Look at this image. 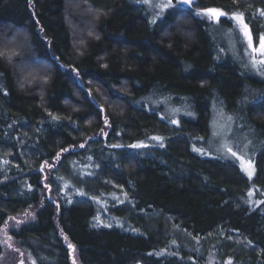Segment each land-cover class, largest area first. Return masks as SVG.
I'll list each match as a JSON object with an SVG mask.
<instances>
[{"label": "trees", "instance_id": "trees-1", "mask_svg": "<svg viewBox=\"0 0 264 264\" xmlns=\"http://www.w3.org/2000/svg\"><path fill=\"white\" fill-rule=\"evenodd\" d=\"M194 3L264 34V0ZM187 11L151 23L140 0H0V39L27 37L37 74L0 59V228L34 209L12 230L31 264H264V75L223 54L214 28L230 19ZM215 112L252 178L210 148Z\"/></svg>", "mask_w": 264, "mask_h": 264}, {"label": "rangeland", "instance_id": "rangeland-1", "mask_svg": "<svg viewBox=\"0 0 264 264\" xmlns=\"http://www.w3.org/2000/svg\"><path fill=\"white\" fill-rule=\"evenodd\" d=\"M152 2H153V4H155V3H159L160 0H152ZM173 3H175V0H173ZM68 5H69V10L67 11V13L72 12L73 14H76V15L78 14L81 17L87 16L88 18L90 16L92 19H90V18L89 19L94 21L92 11L89 10L88 8H86V10L78 12L79 7H77V9H75V8H73L74 6H71V3H68ZM146 7H147V10L149 11L151 17H153L154 13L158 12V9H156L154 7H149L148 5H146ZM182 8H184V7L183 6H177V8H175V9H182ZM175 9H173V10H175ZM167 10H165V11H167ZM232 22H233V29L232 30L223 31L220 28H214V32L216 33V36L218 33L217 39L219 38V42L223 45L221 48L223 54L227 53V55H229L234 61L238 62L239 64H241L242 66L245 67L244 58H242V57L245 56L244 54H245V50L247 49V43H246V40L244 39V37L240 34L239 29H238L235 21H232ZM69 26H70L71 30L74 32L73 36L76 35L78 37H82L83 34L88 33V31H87V27L89 26L88 24H84L80 27L77 26V29H76L74 27V24H72V22L69 21ZM14 37L22 38L21 35L15 34V32H13L12 37L9 38V40L14 38ZM4 39L7 40V37L5 36ZM253 41H254V39H253ZM258 43H259V39L257 42L254 41V46L258 45ZM241 49H242V51H241ZM256 55H258V54H256ZM248 65H249V68L247 67L248 69L254 70L251 67L250 61H248ZM38 69H37V71H39L40 73L44 72L42 68H38ZM167 108L169 109L168 111H173V112H171V115H170L172 117V120L173 119L176 120L178 117V113L180 111L179 110L174 111V110H172L173 107H170V106H167ZM176 109H178V108H175V110ZM164 114L169 115L168 112H165ZM213 124L215 125V135H217V137H219V139H221V141H219V139H217V138L212 139L211 142L209 143L210 148H212L214 151H216L218 153H222V154L227 153L230 155V153L227 152L225 145L231 146L233 148V151H237L238 155L241 156L240 160H237L235 158L233 159V157L231 158V160L233 159L237 163V165L239 166L241 171L247 177H248L247 172L244 169L247 168L249 162H251V168L253 171L252 177H253L254 176V165H253V162L249 159L250 154H249L248 150L246 149L247 147H245L241 144L242 139L240 137L237 138L236 135L234 137L232 136L234 139L233 140V139H231V136H229V134H228V133H230V130H231L229 128L230 127L232 128V121H229L227 118L226 119L221 118L220 113L215 112ZM235 144H236V146H235ZM237 145L240 146V149H238ZM217 149H219V151ZM214 154H216V153H214ZM230 157H231V155H230ZM25 213H30V215L26 216ZM33 214H34V209L29 208L26 211H24L23 213H19V214H16V215L9 217L5 221L7 224V228L4 231H0V244H1L0 264H19V262L21 260L24 261V264H31L32 263L31 259L17 246V244L13 238V235H12V230L17 229L22 223L30 220L32 218ZM10 218H12V219H10ZM16 220H20L21 223L16 224ZM5 222L3 223V225L0 229H4ZM5 231L7 233V236H11V240L8 241V244L12 245L11 248L8 247V244H5V240L7 238L5 235ZM17 249H18V251H17ZM21 254H23V255H21Z\"/></svg>", "mask_w": 264, "mask_h": 264}, {"label": "snow or ice", "instance_id": "snow-or-ice-1", "mask_svg": "<svg viewBox=\"0 0 264 264\" xmlns=\"http://www.w3.org/2000/svg\"><path fill=\"white\" fill-rule=\"evenodd\" d=\"M82 2L87 3V0H82ZM141 2L145 5H148L149 7H154L158 9V12L154 13L153 19L151 23H156L157 19L162 17L165 13V10L167 9H175L177 6H183L185 9L188 11L185 13L187 15H195L197 17L205 18V19H211L216 23L221 22V18H226L230 19L231 21H235L240 34L244 37L247 43V49L245 50V54L249 56L250 59V64L253 69H255L257 72H259L261 75H264V34H261L259 36V43L258 45L254 46V41H253V35L251 32V29L249 25L245 22L244 20V15L243 13H228L222 9H217V8H205L202 7L198 4L194 3V0H175V3H173V0H160L159 3L153 4L152 0H141ZM74 7H79V4L72 5ZM196 8L197 11L194 13L191 11V9ZM90 10V9H89ZM259 16L264 17V9L259 10ZM169 15H176V12H171ZM93 33L89 32L88 35L91 36ZM98 39V37H96ZM27 46V37L20 38V37H14L10 40H4L0 39V59H4L7 63L13 65L15 68H19L20 72L22 74L27 73L24 75V80L28 81L29 77L32 79H36V73L29 71L28 68L26 67V61L23 58V53L24 50ZM258 54V55H256ZM19 57V60H16L15 58ZM247 66V65H246ZM106 67V65H105ZM73 72H76L77 75L79 73L76 71L75 68L72 69ZM46 82V81H45ZM6 94V93H5ZM102 111V110H101ZM178 111V109L174 110ZM51 115V114H50ZM54 120L57 119V117L53 116L52 117ZM229 121H231V117L227 118ZM173 124H178V121L173 119L171 121ZM107 124V120L105 121ZM215 135V133H214ZM152 140H157L160 141L162 138L152 136L150 137ZM85 145L80 144L79 147L83 148ZM161 146H163L161 144ZM113 147H120V145H113ZM132 148H139V147H146L144 144H135V145H130ZM226 150L228 153H230L231 157L240 160L241 156L238 155L237 151H233V148L231 146H226ZM239 148V145H237ZM219 151V149H217ZM62 151H67V149H64ZM194 151H200L203 152L202 149H194ZM57 159H59V154L57 155ZM91 159V157H89ZM47 163V162H45ZM49 167H52L50 165ZM42 170V169H41ZM247 172V175L249 178L252 177L253 171L251 168V162H249L248 167L244 169ZM45 187H48V185H45ZM81 195H84L83 192L80 193ZM127 195V194H125ZM252 193L249 192V196H251ZM26 216L30 215V213H25ZM12 219V218H10ZM21 223L20 220H16V224ZM106 227L109 225H105ZM7 228V224L5 222L4 224V229H0V231H4ZM6 235V240L5 244H8V241L11 240V236H7V233L5 231ZM8 247H12L11 244H8ZM72 245L69 244V248H71ZM18 251V249H17ZM23 255V254H21ZM19 264H24V261L21 260ZM33 264H35V261H33ZM75 264V262H73ZM227 264H232L231 260L227 261Z\"/></svg>", "mask_w": 264, "mask_h": 264}]
</instances>
